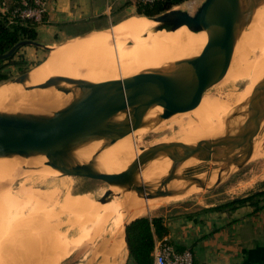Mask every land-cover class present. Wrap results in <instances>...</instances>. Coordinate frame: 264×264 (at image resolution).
Masks as SVG:
<instances>
[{
    "label": "bare ground",
    "instance_id": "1",
    "mask_svg": "<svg viewBox=\"0 0 264 264\" xmlns=\"http://www.w3.org/2000/svg\"><path fill=\"white\" fill-rule=\"evenodd\" d=\"M241 3L244 7L247 5L248 0H241ZM200 7L192 15L180 9H171L162 13V16L169 17L171 22L181 23V26L176 28H172V26H169L170 24L167 25L163 22L150 20L148 17L130 18L118 26L113 27L109 31L98 33L93 32L90 35L83 38L80 37V39L60 46L59 48L52 49L51 55L46 62L32 68L29 71L26 85L35 86L45 82L49 78L57 76L81 82L82 84L80 86H100L102 84L105 85L109 81L121 80L139 73H154L162 76L173 74L178 71L184 61L198 56L204 49L206 33L204 31L194 33L187 24V22L192 25L194 24V19ZM251 16H254V18L248 22L249 33L245 37L242 36L243 39H239H242V43L244 44L248 43L250 49L253 51L257 50L260 55L264 56V0H259L258 6ZM120 36H123L122 49L118 52L116 58L110 59L109 56L115 51L116 41ZM128 41H133L132 46L127 43ZM237 45L236 49L238 47ZM244 61L245 62H243L244 64L242 68L245 72L242 75L246 76L247 73H249L250 76H252L254 74V65L250 64L248 60L247 62L246 59ZM238 67L241 66L239 65ZM262 79L263 78L261 77H257L254 85H245L238 93L228 92V94L223 96V98H215L216 96L213 97V95L212 97H204L205 99L202 98L196 107L183 113L181 115H184L183 117L178 116V118H174L171 123L177 124V126L180 127L182 134L185 133L183 131L187 129L200 130L205 134L204 130L215 124L218 114L224 112V115H226L232 110L229 116L223 117L222 122L224 126L222 128L217 129L214 133L205 135L209 137L208 139H212L222 136L225 133H231V127L238 124L240 119L244 117L245 112L253 105L252 92ZM59 86L66 89L68 92L63 93L54 88L25 92L20 85L13 83L1 84L0 112H20L44 115L51 114L52 112L62 110L72 100L79 99L83 96L87 89L85 87L78 88L77 85L65 82H61ZM254 106L255 105H253V107ZM255 110H258L260 114H263L264 116V106L262 103H259ZM161 112L162 109L160 107L156 106L150 108L144 115L142 127L140 129L132 132L112 145L104 140H92L84 142L69 150L66 153L67 161L69 163L68 167L58 168L48 165L44 156L32 154L28 145L30 138L26 136L25 138L16 136L9 140L10 147L8 151L5 152V155L0 156V172H6L11 169L13 170L16 167H21L22 169H14L15 172L13 170L14 175L20 176L25 174L27 171V169L25 170L26 167L32 166L33 168L40 167L39 171L41 174L52 176L62 174L63 176H66L73 168L86 166L88 169L97 174H118L124 171L127 166L140 154V148H142L141 146L143 144L140 140H138V138L158 126L157 117L161 114ZM237 114L242 115L240 117H236ZM123 117L124 114L122 113L111 116L105 123H103V126L105 128H110V123L121 121ZM235 117L237 120L233 119ZM203 133L187 137L178 142L194 145L199 140L207 139ZM262 136H264V134ZM165 137L168 138L167 135ZM159 143L164 142H156V144ZM258 145L259 143H255L253 146L259 149L260 147H258ZM261 154L264 153L260 152V154L257 155V152H255L252 154V158H258ZM226 155L228 157L223 159H220L222 158L221 154L212 156V160L210 158L209 161L215 164L205 168L204 166L206 160L191 158L180 164L174 173L168 172L170 167V160L168 158L159 164V162H161V157L164 156L160 155L155 160L142 164L137 176H134L133 178H130V175L128 176V174L123 176V179L129 181L133 186L143 184L147 188L148 193H150L154 187L162 185L164 189L156 188L151 192L152 198H155V200L141 199L135 190L134 192H131L111 185H109V188L107 189L112 192V197L115 196L116 201L111 199L105 204H99L98 202L92 203L82 197L74 198L76 199V204L82 206L83 213L90 212L88 216L91 217L93 230L91 229L92 231L89 232V234H81L78 239L73 241L72 247L79 249L86 241L89 240L88 238H90V240L97 239L100 235L107 231L104 230L107 226V235H102L100 239H98L99 241H103V245L101 244V256L95 264H114L112 263V260H115L114 258L116 252L124 251L125 241L123 237V229L127 222L136 219L138 216L147 214L153 208L160 206L163 201L162 198L159 200L158 197H164L167 199L173 197L174 194L172 193V190L184 185L186 183L185 181L191 176H193V178L188 180V182H193L203 178L205 179L200 182L197 181L198 183L195 184L191 183L192 185L189 184V186L186 184V187L177 191V196H182L185 192L188 194L189 192L207 190L219 184L220 181H222V179L230 173L232 167L231 165L234 155H230L228 153ZM179 182L181 183L176 184ZM184 189H186V191ZM24 191L25 189L22 192ZM26 191L24 193H26ZM31 191L35 192V190ZM36 192L38 191L36 190ZM46 196L49 197L51 194ZM29 197L31 202L34 204H42L47 199H45L43 195H39L38 193L33 194L32 192H30ZM175 197L176 196H174V198ZM12 201H14V198ZM67 204L69 203L67 202ZM76 204H69L67 207L75 206ZM18 209L19 211L16 212L20 215L19 212H21L20 210L22 208ZM120 212H122V216ZM17 213L15 214L14 211V223H16L18 229L22 231L20 223L22 220L21 215L23 217V214L21 213L19 218H17ZM26 214L28 216V213ZM2 216L6 218L3 214ZM50 216L51 215L48 214L45 215V217H40L39 222H30L33 228L37 225L46 227L49 226L48 224L50 222L48 221L51 219ZM45 222H48V224ZM52 229L51 231H53ZM23 232H18L20 233L19 239L22 238L21 236H23ZM52 233L54 234V232ZM59 236L57 237V248L62 249V247H65L66 249V244ZM44 237L46 238V236ZM17 245L18 243H16V246ZM22 248L24 247L22 246ZM122 256L123 254L119 257V259H121Z\"/></svg>",
    "mask_w": 264,
    "mask_h": 264
},
{
    "label": "water",
    "instance_id": "2",
    "mask_svg": "<svg viewBox=\"0 0 264 264\" xmlns=\"http://www.w3.org/2000/svg\"><path fill=\"white\" fill-rule=\"evenodd\" d=\"M258 2L259 0H248L247 5L243 7L241 0H205L196 14L194 24H187L194 33H206V45L198 56L184 61L173 74L162 76L139 73L100 86H80L81 82L57 76L41 84L27 86L29 72H26L10 82H5L20 85L25 92L54 88L67 93L66 89L59 86L61 82L87 89L79 99L72 100L62 110L51 114L0 112V156H4L8 151L10 139L26 136L30 138L28 145L32 154L44 156L50 166L68 167L66 153L69 150L92 140H104L110 145L114 144L140 129L144 115L150 108L157 106L162 109L157 120H168L176 114L192 110L203 95L225 77L232 64L242 28L248 25ZM148 18L170 24L172 28L181 26L180 22H171L169 17L162 16V13ZM25 46L43 48L36 41H20L7 53L0 55V60L6 61L19 48ZM252 103H264V78L252 92ZM120 113L124 114L121 121L110 123V128L103 126L111 116ZM263 122V114L253 110L233 133L199 140L194 145L172 141L140 148V154L118 174H97L86 166H78L70 170L68 176L104 181L131 192L135 190L141 199L147 200L152 197L147 188L143 184L133 186L123 179L124 175L128 174L130 178L137 176L142 164L151 162L160 155L170 160V173H174L180 164L191 158L207 161L212 156L223 153L233 154L232 165L239 169L251 158L253 142L260 134ZM257 193L260 192L254 194ZM112 195L110 191L105 192L99 203L109 202ZM241 199L236 198L231 202ZM134 220L124 225V241L126 227ZM92 254L94 255L95 251ZM99 256H91L85 264H94Z\"/></svg>",
    "mask_w": 264,
    "mask_h": 264
},
{
    "label": "rangeland",
    "instance_id": "3",
    "mask_svg": "<svg viewBox=\"0 0 264 264\" xmlns=\"http://www.w3.org/2000/svg\"><path fill=\"white\" fill-rule=\"evenodd\" d=\"M204 1L205 0H188V1L183 2L180 5L173 6L171 9H180L192 15ZM126 15L127 17H130L132 15H138V14L136 13L135 14H125V16ZM158 15H155V16H158ZM253 18L254 16H251L250 21ZM243 28L241 31L242 35L240 38H242V36L245 37L249 33V27L247 24ZM122 37L123 36H120L117 39L115 51L112 54H110L109 56L110 59L116 58L118 52L121 51ZM242 39H238V42L236 43V45L238 44L237 45L238 47L237 49L235 48L234 55L232 58V64L230 65L228 72L223 78V81L211 87L203 95L202 97L203 99H205L208 96L212 97V95L213 97L216 96L215 98H220V97L223 98V96L227 95L228 92L238 93L243 89L245 85H249V86L254 85L256 82L255 79L257 77L264 78V56L260 55V53L257 52V50L253 51L252 49H250L248 43L247 44L242 43L243 42ZM69 41L70 40H67L63 43L56 44L55 46H52L51 48L46 49L44 51L33 49V47L31 46H25V47L19 48L13 55L14 57L12 60L19 62L21 61V58H23L27 63L20 65L21 66L20 69H18V67H12V66L7 67L9 79L1 82L0 84L5 83V82H10L13 79L17 78L19 75L29 72L32 68L46 62L51 55L52 49L57 48L61 45H64L65 43H68ZM205 43H206V40L204 42V47H205ZM35 50L37 52L36 57L34 56V53H33V51ZM245 59L246 61L248 60L250 64L254 65V74L252 76H250L249 73H247L246 76L242 75L245 72L244 69L242 68L244 64L243 62H245L244 61ZM8 62H9L8 60L4 61L3 64H7ZM239 65L241 67H238ZM258 104H256L254 107L253 105L249 107V109L245 112L244 117L240 119V122L231 127V133L235 132L239 128V126L244 122V120L249 116V114L257 108ZM262 104L264 106V103ZM230 112H228L226 115H224L225 114L224 112H221L220 114H218L216 118L217 124L215 122V124H213L212 126L207 127L204 130L205 134L214 133L216 132L217 129L222 128L224 126L222 119L224 116L225 117L229 116ZM9 113H16V112H9ZM182 114L183 113L176 114L175 116L169 118L168 120H161L158 118V126H156V128H154L150 132H147L146 134L139 136L138 140H140L143 144L141 147L148 148L150 147V145H154L156 144V142L158 143L162 141L163 142H172L174 140L180 141L187 137H191L193 135L203 133L200 130H195V129L188 130L187 129L183 131L185 133L182 134L180 127L177 126V124L171 123L174 120V118L176 119L178 118V116L183 117L184 115L181 116ZM241 115L242 114H237L236 117H240ZM236 117L233 119L237 120ZM262 128L260 130V134L257 136L256 140H254L253 142V145H255V143H259L258 147L260 148L258 149L253 146L252 154L255 152H257V155L260 154V152L264 153V148H263L264 147L263 145L264 136H262L264 134V122L262 124ZM166 135L168 138L165 137ZM206 137L207 139L209 138L208 136ZM159 138L161 141L159 140ZM169 138H171L172 140ZM226 154L227 153L221 154L222 158L220 159L227 158L228 156ZM165 159L167 158L165 156H162L160 159L161 162H159V164H161ZM211 160H212V157H211ZM214 164L215 163H212L208 160L205 162L204 168L207 166L214 165ZM231 166L232 167H231L230 173L227 176H225L222 179V181H220V183L214 186L213 188L211 187L210 189H207V190L189 192L188 194L187 192H185L184 194H182V196H177V191L186 187V184L189 186V184L191 183L195 184L205 179L203 178L200 180H195L193 181L194 183L191 181L188 182V180L193 178V176H191L188 180L185 181L186 183L184 185H181L180 187H178L179 189L176 188L177 190L176 189L172 190V193L174 194V196H176L175 198L174 196L168 199L164 197H158L159 200H161L162 198V201H163V203L160 206L155 207L152 210H150V212H148L147 214H143L142 216H138L136 218H140V217H149V218L161 217L162 218L164 216L173 215V214H179V215H185V214L201 215L203 214L202 215L203 218L207 215L210 216L211 218H220L223 215L224 217L230 218L234 210L230 209L229 207H225L224 209L220 211H213V212L212 211L207 212L206 210H209L216 206L225 205L236 198H243V199L249 198L254 193L263 191L264 190V154H261L260 157L258 158L256 157L252 158L251 156V158L239 169L234 165H231ZM22 167L25 168L24 166ZM16 168L22 169L21 167H16ZM26 169L27 171L25 172V174L20 175V176L14 175L15 170L13 172L12 169L9 170L11 172L9 171L0 172V197L2 198V199L0 198V201L2 202V203L0 202V264H82L83 262L88 261L91 258V256H95V254L94 255L92 254L93 251L96 250L94 248L97 246V244H99L102 241V240L99 241L98 239H100L102 235H107L106 232L108 231V227L106 226L104 228V230H107V231H105V233L100 235V237H98L97 239L90 240V238H88L89 240L86 241L79 249L72 247L73 241L78 239L81 234H84V233L89 234V232L93 230V223L91 221V217L88 216L90 212L83 213V211L79 210L76 206L67 207L68 205L67 200L74 199L76 197H82L92 203H96V202L99 203V200L103 198L104 193L109 191L107 189L109 188V184L105 183L104 181H100V180L82 178V177L71 176V175L69 176L68 175L63 176L62 174L55 175V176L45 175V174H41V172L39 171L40 167L33 168L32 166H28L25 168V170ZM180 183L181 182L176 183V184H180ZM156 188L164 189L162 185H158L154 187L150 191L149 194H151V192ZM24 189L25 191L28 190L26 191L27 194L24 193L25 191L22 192ZM31 190H35V192ZM36 190L38 192H36ZM184 190L186 191V189ZM1 192L6 196H4ZM30 192H32L33 194L38 193L39 195H43L45 199L47 198L48 200L46 199L44 203L42 204H39V203L34 204L30 200V197H29ZM49 194H51V196L49 197L46 196ZM10 197H11V200H10ZM12 197L14 198V201H12L13 199ZM109 199L110 200L114 199V201H116L115 196L114 197L110 196ZM149 200H155V198L150 197ZM259 200H260L259 205H263L264 198H260ZM6 201L8 202L9 205L7 204ZM3 203H6V204H3ZM246 204L249 205V203H246ZM246 204L244 205L245 206L244 210H246L247 208ZM17 205H18V208L20 209L22 208L20 210L21 212H19L20 215L21 213L23 214V217L21 215L22 220L20 223V225L22 226V229H21L22 231H20L16 223H14V211H15V214L19 211V209L17 208ZM240 207L242 206L235 205V210ZM244 210L243 212H246ZM25 212L28 213V216ZM243 212L237 211L236 214L233 215V218L241 217L243 215ZM2 214L6 216V218L3 217ZM48 214L51 215L50 216L51 219L50 221H48L50 223L49 224L48 222H45V223H47L49 226L41 227L40 225H37L36 227L33 228L31 224L32 221L39 222L40 217H45V215H48ZM120 214L122 216V212H120ZM20 215H18L17 218H19ZM23 220L25 223L23 222ZM23 229H24V232H23ZM51 229L53 231H51ZM18 232L24 233L23 236H21L22 238L20 239H19L20 233ZM52 232H54V234ZM34 233H37V234H34ZM44 236H46V238ZM58 236L61 237L64 243L66 244V247H67L66 249L65 247H62V249L57 248L58 246L57 237ZM16 243H18L17 246H16ZM22 246L24 248H22ZM101 250L99 253L102 252ZM99 253L96 256H98Z\"/></svg>",
    "mask_w": 264,
    "mask_h": 264
},
{
    "label": "crops",
    "instance_id": "4",
    "mask_svg": "<svg viewBox=\"0 0 264 264\" xmlns=\"http://www.w3.org/2000/svg\"><path fill=\"white\" fill-rule=\"evenodd\" d=\"M135 13L136 7L130 0H50L46 22L34 29L36 42L43 48L33 49L44 51L67 40L70 43L83 38L92 34L90 32L109 31L130 18L144 17L125 16ZM107 28L110 29L104 30ZM127 43L132 46L133 41ZM33 53L36 57V50ZM75 206L82 211V206ZM244 207L234 210L230 218L223 215L220 218L208 215L203 218V214L162 217L166 233L160 237L154 235L152 258L159 244L166 241L178 252L189 250L195 264H264V208L254 212L253 207L247 204L246 210ZM237 211H242L243 215L233 218ZM102 243L94 248L95 256L100 252ZM114 259V264H134L128 259L125 242L124 251H117Z\"/></svg>",
    "mask_w": 264,
    "mask_h": 264
},
{
    "label": "trees",
    "instance_id": "5",
    "mask_svg": "<svg viewBox=\"0 0 264 264\" xmlns=\"http://www.w3.org/2000/svg\"><path fill=\"white\" fill-rule=\"evenodd\" d=\"M185 1L188 0H160L149 6H137L136 14L144 17H152L171 10L173 6L180 5ZM34 29L35 28L29 24L7 26L6 17L0 14V55L7 53L20 41H36V32ZM13 57L14 56L7 59L9 61L7 64H3L4 61L0 60V82L9 79L7 67L12 66L20 69V65L27 63L23 58H21V61L19 62L13 61ZM260 198H264V191L251 195L249 198H242L239 201L229 202L225 205L216 206L206 211H220L225 207L235 210V205L244 206L246 203H249V206L254 208V212H257L264 208V204L259 205ZM165 233L166 230L163 226L161 217L136 218V220L131 222L125 230V243L128 251V259L134 264H152L154 235L160 237Z\"/></svg>",
    "mask_w": 264,
    "mask_h": 264
},
{
    "label": "built area",
    "instance_id": "6",
    "mask_svg": "<svg viewBox=\"0 0 264 264\" xmlns=\"http://www.w3.org/2000/svg\"><path fill=\"white\" fill-rule=\"evenodd\" d=\"M135 7L149 6L160 0H130ZM50 0H0V14L6 17L7 26L29 24L33 28L46 22ZM153 264H195L189 250L176 251L168 242L157 247Z\"/></svg>",
    "mask_w": 264,
    "mask_h": 264
},
{
    "label": "flooded vegetation",
    "instance_id": "7",
    "mask_svg": "<svg viewBox=\"0 0 264 264\" xmlns=\"http://www.w3.org/2000/svg\"><path fill=\"white\" fill-rule=\"evenodd\" d=\"M67 202L69 203V204H73V202H76V199H69V200H67ZM79 208V207H78Z\"/></svg>",
    "mask_w": 264,
    "mask_h": 264
}]
</instances>
